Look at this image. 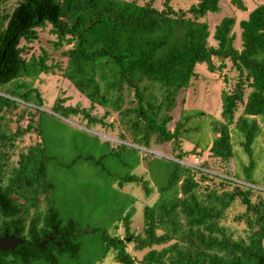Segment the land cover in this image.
<instances>
[{
	"label": "trees",
	"instance_id": "obj_1",
	"mask_svg": "<svg viewBox=\"0 0 264 264\" xmlns=\"http://www.w3.org/2000/svg\"><path fill=\"white\" fill-rule=\"evenodd\" d=\"M218 2L197 0L185 9H173L169 0H163V8L157 9L149 2L138 4L132 0H18L9 13L0 16V86L51 71L44 56L30 55L26 59L25 49L20 45L21 40H35V28L48 24L55 37L53 44L69 45L62 51L65 58L62 76L91 106L99 105L118 114L132 144L149 148L150 142L176 143L179 137L192 138L194 129L189 125L192 114L186 111L180 114L172 130L166 127L176 96L195 76L197 63L204 62L211 70L212 58L228 59L239 77L232 91L221 95L225 122L213 118L210 144L199 147L194 143L191 150L178 151L174 157L181 160L195 148L196 153L207 149L220 160L232 157L227 125L238 102L242 107L232 132L239 149L250 156L251 143L258 133L257 119L264 123V3L253 7L238 21L241 46L237 50L232 44L235 20L231 16H223L213 27L211 38L215 44L207 42L210 32L200 18L208 12H217ZM229 2L245 10L242 0ZM243 81L250 87L244 100ZM63 101L55 99L50 110L66 118L80 113L88 123L101 122L86 110L63 106ZM27 104L32 108L43 105L36 88L0 91V230L6 222L1 217L13 215L24 225L32 220V214L38 217L45 214L52 218V223H58L57 210L51 203V183L46 179L48 157L42 146H28L17 153L15 166L6 167L8 153L25 128L8 132L2 126L1 111ZM195 114L204 115L201 111ZM195 170L174 160L165 170L163 183L156 188V198L142 208L141 230L133 235L125 221L122 236L102 237L105 249L113 254L114 264H135L125 250L126 238H130L135 249H147L140 264H264V196L252 200L250 194L254 192L255 197L264 194V190L220 179L231 182L234 189L206 192L201 199L194 190L197 182L187 174ZM259 177L261 183L246 182L262 186L264 170ZM122 182L143 183L148 195L146 182L140 177L126 176ZM14 198H21L24 203L17 204ZM234 200L242 206L237 217L245 224V233L232 239L217 220ZM63 224L67 235L61 254L72 256L78 249L75 223L68 220ZM57 231L60 232V227ZM19 247L23 249L1 254L4 259L0 258V264L34 261L54 264L56 256L61 255V251L23 255L25 246Z\"/></svg>",
	"mask_w": 264,
	"mask_h": 264
},
{
	"label": "rangeland",
	"instance_id": "obj_2",
	"mask_svg": "<svg viewBox=\"0 0 264 264\" xmlns=\"http://www.w3.org/2000/svg\"><path fill=\"white\" fill-rule=\"evenodd\" d=\"M17 1L0 0V16L9 13ZM132 1L138 4L149 2L157 9L163 8V0ZM196 1L169 0V5L173 9H185ZM242 2L245 10L235 8L229 0H219L217 12H208L200 18L210 32L208 44H215L211 38L215 24L223 16H231L235 20L232 44L237 50L240 49L238 21L244 19L253 7L264 3V0ZM35 30V40L20 41L25 49V58L30 55L34 58L44 56V63L51 71L40 72L33 78H19L12 84L0 86L2 92L13 87L18 90L34 87L39 91L43 102L38 108L27 104L26 107L16 105L1 111L2 126L8 132L16 130L17 127L25 128L8 153L6 167L8 169L15 166L17 153L34 144L42 146L48 157L45 172L46 179L51 183V203L63 221L72 220L75 223V239L78 242L74 255H57L54 264H114L113 254L111 250L105 249L102 237L122 236L125 233V221L133 235L141 230L142 208L156 198V188L163 183L165 170L174 161V154L191 150L194 143L199 147L209 145L212 140V119L225 122L221 115V95L232 91L239 77L238 72L228 59L219 61L212 58L211 70L206 68L204 62L197 63L194 67L195 76L177 94L175 105L170 111L171 120L166 125L168 130H172L180 114L186 111L192 114L189 120V125L194 129L191 132L192 138L185 140L179 137L176 143L150 142L149 148L135 147L128 139L118 114L99 105L91 106L89 100L62 76L61 71L65 64L62 51L69 45H54L55 37L48 24L36 27ZM243 82L244 100L250 87ZM59 98H63V106L86 110L101 122L88 123L80 113L67 118L54 113L50 106ZM241 107L242 104L238 102L233 118L227 125L231 135L232 157L220 160L207 149L196 153L198 149L195 148L193 153L181 160L175 159L180 164L196 169L187 174L197 182L194 190L198 198L202 199L206 192L222 193L234 189L231 182L220 179L235 180L234 182L244 183L255 189L264 188V185L255 184L256 182H246L258 181L264 170V123L257 119L258 133L251 143V154L247 156L239 149L237 137L232 132ZM197 111L204 115H196ZM250 170L252 173L246 174ZM130 175H136L146 182L148 195L145 194L143 183L122 182ZM250 194L252 200L264 196L262 193L255 197L254 192ZM177 195L180 196V193ZM241 211V204L234 200L224 209L223 217L217 220V224L224 227V233L232 239L243 237L245 233V224L237 217ZM129 239L123 240L125 250L135 264H140L139 260L147 249H135Z\"/></svg>",
	"mask_w": 264,
	"mask_h": 264
},
{
	"label": "flooded vegetation",
	"instance_id": "obj_3",
	"mask_svg": "<svg viewBox=\"0 0 264 264\" xmlns=\"http://www.w3.org/2000/svg\"><path fill=\"white\" fill-rule=\"evenodd\" d=\"M264 190V188H260ZM15 203L20 204L24 203V200L21 198H14ZM46 211V210H44ZM58 216V215H57ZM2 219H6V222L1 224V234L0 237L7 236L9 238L10 248L4 249L1 251L0 258L4 259V256L1 254L12 251L17 252L21 251L23 248L19 247L20 245H24L25 248L22 251L23 255L25 254H35L36 252H40L41 254L46 253L49 254L51 252H59L61 251L62 246H66V235L67 230H65V225L59 216L57 218L58 223L54 224L51 222L52 218L47 217L45 214L40 217L32 214L30 218L34 223L29 224H20L17 218L13 216L1 217ZM20 218V217H19ZM28 220V221H29ZM38 220V224L37 221ZM49 223V225H48ZM60 227V232L58 233L57 229ZM43 229V230H42ZM54 246V250L51 248ZM2 250V249H0ZM63 253L62 251L60 254ZM9 262H6V264ZM28 264H42L39 261L29 262Z\"/></svg>",
	"mask_w": 264,
	"mask_h": 264
},
{
	"label": "water",
	"instance_id": "obj_4",
	"mask_svg": "<svg viewBox=\"0 0 264 264\" xmlns=\"http://www.w3.org/2000/svg\"><path fill=\"white\" fill-rule=\"evenodd\" d=\"M134 146L137 147L136 145H134ZM9 238L6 235L3 236V237H0V249L4 250V249H7V248L11 247L10 244L8 243L9 242ZM126 239H128V238H126Z\"/></svg>",
	"mask_w": 264,
	"mask_h": 264
}]
</instances>
